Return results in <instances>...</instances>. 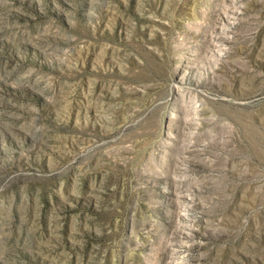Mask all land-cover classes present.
Returning a JSON list of instances; mask_svg holds the SVG:
<instances>
[{
  "label": "rangeland",
  "instance_id": "374dc122",
  "mask_svg": "<svg viewBox=\"0 0 264 264\" xmlns=\"http://www.w3.org/2000/svg\"><path fill=\"white\" fill-rule=\"evenodd\" d=\"M0 264H264V0H0Z\"/></svg>",
  "mask_w": 264,
  "mask_h": 264
}]
</instances>
